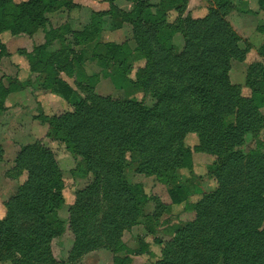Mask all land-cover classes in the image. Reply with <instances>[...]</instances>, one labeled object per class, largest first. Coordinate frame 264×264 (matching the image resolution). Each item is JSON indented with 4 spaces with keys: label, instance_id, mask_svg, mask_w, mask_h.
Masks as SVG:
<instances>
[{
    "label": "rangeland",
    "instance_id": "rangeland-1",
    "mask_svg": "<svg viewBox=\"0 0 264 264\" xmlns=\"http://www.w3.org/2000/svg\"><path fill=\"white\" fill-rule=\"evenodd\" d=\"M217 1L182 0L179 9L175 8L179 3L171 0H146V4L151 14L161 16L164 13L166 21L173 24L183 18H205L217 8ZM224 1L226 5L220 8L219 14L238 38L237 45L242 50L230 60L228 79L240 87V97L249 100L241 105L245 106L241 115L245 120L241 121H246L241 129L242 135L234 140L231 149L227 146L210 151L209 146L200 148L197 133L186 132L184 141L191 152L189 167L169 173L161 168V176L144 172V159L149 154H140L132 148L125 152L119 187L100 180L82 156L73 152L60 136L53 134V129L42 123L39 116L53 118L73 110L48 88L50 78L55 76L62 78L88 103H92L94 96H110L141 102L146 107L154 104L155 97L134 83L139 79L140 69L143 70L148 63L145 56L138 60L128 58V67L124 69H127L126 77L130 81L119 78L117 66L112 61L98 58V55L105 54L106 43H126L135 50L138 39L144 40V35L134 36L133 23L123 18L132 11L134 1L114 0L110 4L105 0H53L51 7L44 12V26L32 34L0 32V43L4 46L0 55V86L5 90L0 91V221L7 216L8 202L21 193L30 177L27 169L20 170L15 165L16 155L23 147L39 143L52 154L61 175L59 195L52 198L43 218L50 226L47 234L51 235L41 245L44 258L23 257L21 254H28L31 249L25 247L23 240H16L10 256L5 258L0 252V264H157L164 245L178 229L196 219V207H202L204 195L222 185L225 174L228 175L229 189L237 181L235 176L246 177L244 182L242 178L240 180L246 188V195L234 192L237 195L231 205L217 207H233V210L243 205L260 207L256 225L259 230L264 229V204L256 201L258 194L264 198V183L252 169L261 166L257 159L264 157V98L257 106L256 97L248 88L251 65L256 62L264 64V4L261 8L259 0H221L217 3ZM94 17L100 20L97 25H94ZM136 17L137 13L131 16L132 19ZM84 29L88 32L85 37L82 34ZM211 31L203 28L197 33L201 34L202 41ZM183 35L182 31L174 30L169 41L176 53L184 47ZM66 55L74 59L68 64L71 74L60 70L59 59ZM78 68L92 79L83 81ZM226 121L224 130L228 124L235 126L233 115ZM227 148L237 160L229 165L232 170L219 175L216 167L227 155ZM34 156L38 161L41 155ZM252 157L256 164L250 162ZM246 166L249 171L247 176H242ZM40 176L43 178L44 175ZM43 179L46 180L44 189L55 192L56 180L51 188L50 180ZM176 190L184 195L181 202L173 201L169 195L170 191ZM119 198L126 199L124 207L117 206ZM248 200L255 202L247 205ZM128 207L135 210L131 214L132 209L129 210L133 220H128L127 215V223L121 228L111 224L106 226L107 221L121 219ZM79 221L86 227L82 244L77 242L73 229Z\"/></svg>",
    "mask_w": 264,
    "mask_h": 264
},
{
    "label": "trees",
    "instance_id": "trees-1",
    "mask_svg": "<svg viewBox=\"0 0 264 264\" xmlns=\"http://www.w3.org/2000/svg\"><path fill=\"white\" fill-rule=\"evenodd\" d=\"M105 1L111 4L114 0ZM133 1L132 11L124 14L123 18L133 23L134 36L138 38L144 35V40L138 39L135 50L126 43H106L105 54L98 55V58L112 61L117 66L119 78L130 81L126 77L127 69H124L128 67V58L138 60L145 56L148 63L143 70L140 69L139 79L134 83L143 86L155 97L154 104L146 107L141 102L110 96H94L92 103H88L62 78L55 76L50 78L48 88L52 94L71 105L73 110L53 118L39 116L42 123L53 129V134L60 136L73 152L82 156L85 164L91 166L100 180L116 187H119L125 152L132 148L140 154H149L144 159V172L158 176H161V168L169 173L184 166L189 167L191 152L184 141L186 132L198 134L200 148L209 146L210 151H214L228 146L231 149L246 124V121H241L245 120L241 116L245 106L241 105L249 101L240 97V87L231 84L228 79L230 60L242 50L237 45L238 38L219 14L220 8L226 5L225 1L217 3L221 0H216L217 8L205 18H183L173 24L166 21L164 13L161 16L151 14L146 0ZM171 2L179 3L175 5L177 9L182 6V0ZM259 2L262 8L264 0ZM52 3L53 0H26L20 3L0 0V32L9 30L13 34H32L44 26V12ZM133 13H137L136 19L131 18ZM93 21L97 25L100 20L94 17ZM203 28L213 31L201 41V34L197 32ZM177 29L184 34L185 42L179 53L169 43ZM82 34L87 36V30L84 29ZM3 50L4 46L0 43V55ZM70 61L74 59H69L68 55L59 59L60 70L71 74ZM78 70L83 81L92 79L83 69ZM251 70L248 88L256 97L258 106L264 98V64L253 63ZM253 72L256 75L253 76ZM1 90H4L2 86ZM239 101H242L241 104ZM232 115L235 126L228 124L227 130H224L226 119ZM153 151L158 152L153 154ZM227 152L216 167L219 175L232 170L233 167L229 165L237 160L228 148ZM37 153L41 155L38 161L34 159ZM257 160L262 165L252 169L259 175L260 182L264 183V157ZM250 162L256 164L253 157ZM15 165L20 170L27 169L30 177L21 193L11 203L8 202L7 216L0 221V252L7 258L11 255L10 249L16 245L15 241L23 240L25 247L31 249L28 254L22 253L23 257L44 258L40 252L41 245L51 235L47 234L50 226L43 218L52 198L59 195L61 175L52 154L39 143L23 147L16 155ZM247 171L249 166L245 167L242 176H247ZM40 175L50 180L51 188L56 180L58 186L55 192L44 189L43 182L46 180ZM226 177H222L219 188L204 195L202 207H196V219L178 229L164 245L157 264H264V229L259 230L256 225V217L261 214L260 207L243 205L237 210L217 207L231 205L237 195L234 192L246 195V188L240 183L241 178L244 182L246 177H241V174L235 176L237 181L231 189ZM120 183L123 186L121 180ZM126 188L123 186V189ZM169 195L176 202L184 198L179 190L170 191ZM256 197L260 205L264 204L261 194ZM118 201L117 206H125L126 199L119 198ZM251 201L255 202L248 200L247 205ZM133 210L128 207L121 219L107 221L106 226L111 224L121 228L127 223V215L128 220L134 219L130 215ZM73 229L77 242L82 244L85 225L79 221Z\"/></svg>",
    "mask_w": 264,
    "mask_h": 264
}]
</instances>
